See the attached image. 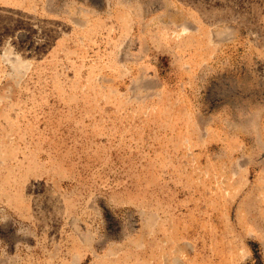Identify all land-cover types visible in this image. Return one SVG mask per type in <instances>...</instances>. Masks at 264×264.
<instances>
[{"label":"rangeland","instance_id":"rangeland-1","mask_svg":"<svg viewBox=\"0 0 264 264\" xmlns=\"http://www.w3.org/2000/svg\"><path fill=\"white\" fill-rule=\"evenodd\" d=\"M0 264H264V0H0Z\"/></svg>","mask_w":264,"mask_h":264}]
</instances>
